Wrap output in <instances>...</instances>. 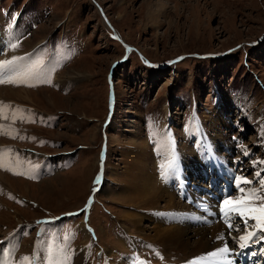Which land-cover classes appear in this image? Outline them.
<instances>
[{
	"label": "rangeland",
	"instance_id": "374dc122",
	"mask_svg": "<svg viewBox=\"0 0 264 264\" xmlns=\"http://www.w3.org/2000/svg\"><path fill=\"white\" fill-rule=\"evenodd\" d=\"M168 1L172 5L171 23L165 18L159 23L148 19V4L152 0H0V60L10 59L13 55L25 56L30 60L36 55L42 61L41 71L44 72L53 68L54 59L60 63L51 78L53 83H36L35 86L0 84V102L5 101L7 105L9 102L13 110L22 109L23 112L17 113V117L31 116V119L17 122L13 121L11 115L0 116V125L5 126L0 131V139L9 130L13 133L21 129L26 135L21 141L14 142L8 154L2 158L13 166L18 158V167L38 169L41 164L28 158L30 152L26 147L29 145L40 148L43 154L50 153L51 158H47V161L64 158V164L54 174L39 181L0 168V241L4 242V251L0 256L5 259L10 257L11 263L17 261L16 264H21L23 252L30 257L32 251L31 238L26 236L20 238L17 255L14 251L9 254L10 233L20 223L40 218L46 221L45 227L56 226L58 217L72 214L76 212L73 209L87 203L89 210L75 215L78 216V227L74 225L71 230L78 241L74 248L71 246L72 252L68 255L73 261L76 258V261L71 263L68 259L66 264H118L123 258H132V264H136L138 258L150 263L151 250H154L155 259V252L166 257V261L161 263L169 264L172 261L173 264H181L176 253L168 252L156 241L144 239L135 230V224L123 218V211L137 209L120 203V182L108 178L112 171L123 172L124 175L133 171L134 164H137L135 159L132 162L133 155L140 156L139 151L142 150L144 159L154 163L150 174L157 184L167 188L161 179L159 155L168 152L169 148L155 151L144 134L147 122L161 125L164 114L171 108L182 124L169 140L175 139L183 147H189L197 140V136L189 141L185 139L183 124L190 122V111L202 106L204 122H208L207 129L214 132L218 139L217 156L222 155L224 161L223 165L218 163L215 173H228L226 171L229 170L234 174V169L227 163L235 165L240 157L246 156L245 151L249 153V147L252 153L245 158L246 163L252 164L250 160L257 159L254 174L250 175L251 167L248 172L250 176L246 179L257 181L261 178L256 176L257 172L264 176V126L258 124L264 114V111L260 113L264 110V0ZM3 7L8 10H3ZM8 11L22 14L16 27V33L20 34L17 40L19 47L13 51L9 48L6 50L4 46L7 43L3 42L7 35L5 25L1 24L4 17L10 15ZM36 44L43 45L40 52L29 56V51L24 54ZM110 72L114 89L108 78ZM215 85L220 89L221 99L216 98ZM113 90L114 98L109 99ZM193 92H196V98H192ZM223 96L231 99L232 115L229 113L230 127L224 125L222 128L227 131V136L219 138L216 131L222 119L216 121L215 105L216 101L221 104ZM233 110L241 115H235ZM108 116L112 117L109 152L105 170L101 171V185L94 179L100 163L105 159L99 154V146L103 138L101 125ZM209 117L214 118L212 122H209ZM190 124L189 131L193 127ZM151 128L155 133V145L161 146L164 138L160 135V129ZM196 129L191 131L193 135H197ZM232 133L242 138H234ZM106 134L109 137L107 129ZM41 139L45 144L40 143ZM8 140L3 138L0 143H9ZM228 152L232 157L225 160L224 154ZM31 153L36 154L35 151ZM192 153H189V159H192ZM173 170L178 169L167 172L175 182L172 188L169 186L173 195L199 211L202 207H195V199L187 195L197 194L198 200L209 197L203 192L207 187L204 176L212 173V170L203 174L201 168L197 167L194 174L198 178L194 182H189L188 177L180 180L179 175L186 173L178 170L179 175H174ZM234 177L237 176L234 174ZM93 184L96 189L101 185L99 198L88 202ZM258 186L255 183L241 187L247 192L248 188ZM235 194L241 195L237 189L228 198H236ZM157 209L141 211L156 215ZM187 210L179 207V213L172 217L181 219V213ZM162 211L160 213L166 217L165 211ZM168 211L171 213V210ZM72 218L74 220L76 217ZM91 221L95 230L90 228ZM251 222L256 223L254 220ZM142 225L148 228L151 223L146 219ZM222 225L230 236L236 235L228 225ZM18 233L15 232L13 236L17 237ZM34 233L33 230L28 236H34ZM63 234H67L66 230ZM86 234L91 244H88ZM149 241L152 249L148 248ZM51 244L53 253L39 252L37 255L40 258L35 264H45L50 255L53 259L59 258L58 261L64 259L60 251L64 249V244L59 238H54ZM228 248L235 251L230 246Z\"/></svg>",
	"mask_w": 264,
	"mask_h": 264
},
{
	"label": "bare ground",
	"instance_id": "6f19581e",
	"mask_svg": "<svg viewBox=\"0 0 264 264\" xmlns=\"http://www.w3.org/2000/svg\"><path fill=\"white\" fill-rule=\"evenodd\" d=\"M148 7V19H150L151 21H157V23H159L164 18L167 19V21L171 20L169 21L170 23L173 21L172 9H170L172 5L168 0H152V2L148 4ZM11 51L13 50L11 49ZM11 51H9V53ZM175 69L176 68H174V70ZM219 93L221 94L220 90ZM230 103L231 99L224 98L223 96L221 104L218 101L215 105L216 113L218 115L216 121L218 122L221 118L224 122L223 124V122L220 120L219 130L216 131L219 138H225L227 136V131H223L222 128L224 127V125L229 126V113L232 110V108H230ZM263 111L264 110H261L260 113L262 114ZM213 119L214 118L209 117L208 120L209 122H212ZM260 121L261 125L264 126V114L261 115ZM233 123H235V120L233 121ZM262 131L264 133V129H262ZM141 151H139L140 156L133 155L132 162H134V159L137 162V164H134L135 168L132 169L133 171L130 170L127 175H124L123 172L119 173L117 171H112L108 175V178L110 177L111 179H114L115 182H120V192H125L123 193V195H120L121 193L118 194L119 196H121H118V198H120V203L128 206H133L137 209L135 211H123V218L133 222L136 227L135 230L142 237H144V239H151L153 241H156L157 244L162 246L165 250H168V252H173V254L176 253L179 258L178 262H180L181 264H186V262L188 261H196L197 264H229V262L230 264H238L235 260V251H229L227 256L223 259L217 258L214 260L212 258H206L204 260H197L198 257H207L208 253L215 251L219 247H223L225 244L232 247L234 243L238 242L236 241L237 236L229 235L226 228L222 225L226 224L225 222H221V224L220 221H217V224L215 223L216 220L212 221L211 223H206L204 221L205 213L209 209H211L212 199L210 197L204 196L200 200H198L197 194L187 195L189 197L192 196L195 199V207H198L199 205L202 207L199 211H197L195 210V208L192 209V206H190L189 204L176 199L168 185L167 189L163 187L164 185L161 187L159 184H157L155 179L150 174V170L153 169L152 165L154 163H151L152 160H150V163L146 161L144 159L143 151ZM225 155L226 154H224L225 160H229L232 157L229 152L226 156ZM217 158H219V160ZM221 158L222 155H219V157L216 156L217 163H222L223 165L224 161ZM226 168L230 169L228 166H226ZM224 169L225 166H223L222 170ZM173 172L174 175H179L178 170H173ZM226 172L234 176L233 172L229 170ZM152 174L154 175L153 172ZM154 176H156V174ZM238 194H235L236 198L240 196ZM163 201H165V203L161 204V202ZM179 207H181V209L188 210L181 213V215L183 214L181 219L172 217L173 215H177V213H179ZM149 208H158L156 215H154V212L141 211L142 209ZM159 208H162V210L165 211L166 217H163L164 214L160 213L162 210ZM168 210H171V213ZM146 219L149 220V223H151V226L148 228H145L142 225L144 223V220ZM172 221L174 222V224H171ZM246 230L257 231L256 223L250 222ZM88 237L89 235L86 234V240L88 239ZM217 237H223V239H217ZM87 241H89L88 244H91L90 240ZM247 243L248 245H251L253 242L249 240ZM24 255H27V252H23L22 256ZM125 259L126 260H124V258L122 261L120 260L118 264L134 263L131 260L132 258Z\"/></svg>",
	"mask_w": 264,
	"mask_h": 264
},
{
	"label": "snow or ice",
	"instance_id": "6c2138e0",
	"mask_svg": "<svg viewBox=\"0 0 264 264\" xmlns=\"http://www.w3.org/2000/svg\"><path fill=\"white\" fill-rule=\"evenodd\" d=\"M7 48L15 50L19 47V41L6 45ZM25 56H11L10 59L0 60V84H25L27 86H35L36 83H51V73L55 71V68L49 69L47 72L40 71L39 66L42 64L41 60L29 61L28 63H23L25 61ZM7 107L0 102V114L4 112V108ZM22 109H14L12 119H17V113H22ZM19 118L21 119H31V116L25 117L21 115ZM5 126L0 125V131L4 130ZM9 134H13L12 131H9ZM24 137H21L23 139ZM31 139H35V137H31ZM43 143V141H41ZM4 151H10L4 150ZM245 155L247 152L245 151ZM103 158V157H102ZM19 159L17 158L16 166H13L11 162L6 161V159L0 156V168H6L9 171H13L14 174H27L24 172H19L16 170V167L19 166ZM175 165V156L169 160L167 166L162 165L161 175L162 177L167 175L168 170L174 168ZM257 177H261L255 183L259 185V187H251L245 192L244 188L241 187L242 184L252 185L254 182L242 177H236V187L240 192V196L238 198H225L222 201V213L227 222L228 228L232 229L234 226L237 229L241 228L240 224L234 225L232 223L233 219H240L243 222V228L245 229V233L240 235L237 240L239 247L244 248L248 246V241L255 238H259L260 240H264V176H261L260 172L256 173ZM31 178V177H30ZM259 203H256V202ZM87 207V206H86ZM233 214H235L233 216ZM249 219L256 221V229L257 231H247L248 221ZM71 237L66 235L65 240L70 239ZM217 239H223V237H217ZM4 242L0 241V245ZM151 248V245H148ZM4 250L0 248V253ZM61 253L64 255V259L60 261H54L51 259V255L46 260V264H66V261L70 259V255L66 253V249H61ZM229 248L225 244L223 247L217 248L215 251L207 254V257H198L197 260H204L206 258L212 259H223L229 253ZM155 255L163 259L160 256L159 252H155ZM32 258L28 255H24L20 258L21 264H31ZM0 264H11L10 257L8 259L0 256ZM138 264H149L148 261L141 260L138 258ZM186 264H197L196 261H188ZM230 264V262H229Z\"/></svg>",
	"mask_w": 264,
	"mask_h": 264
}]
</instances>
